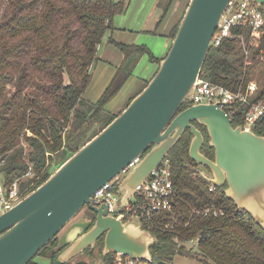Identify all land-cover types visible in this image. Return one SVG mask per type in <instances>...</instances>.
I'll use <instances>...</instances> for the list:
<instances>
[{
	"label": "trees",
	"instance_id": "1",
	"mask_svg": "<svg viewBox=\"0 0 264 264\" xmlns=\"http://www.w3.org/2000/svg\"><path fill=\"white\" fill-rule=\"evenodd\" d=\"M172 2L168 0L158 25ZM128 6L129 0H0V173L6 179L7 195L15 186L21 198L34 191L55 172L56 165L58 168L120 114L107 110L106 104L131 74L124 62L96 103L88 102L84 92L106 31L114 29L115 15ZM180 20L171 29V40ZM258 41L251 48V65H246L247 57L237 39L212 47L203 77L233 90L243 80L246 88L257 79L260 89L252 100L264 99V32ZM116 44L124 61L131 55L151 53L147 46ZM189 105L185 102L180 111ZM247 108L242 105L231 118L234 127L244 124ZM195 125L206 138L202 152L214 159L207 128ZM254 130L264 135V116ZM192 136L188 129L169 154L178 192L171 213L176 221L171 228H166L169 220L165 218L153 221L151 227L143 225L158 238L151 245L152 262L144 263L174 264L181 254L216 264H264V228L227 197L226 186L210 191L211 183L202 176L201 165L190 157ZM213 205L223 209L224 215L194 213ZM196 238L198 251L193 253L186 243ZM104 245L103 236L97 244L99 254L112 264L113 253L104 255ZM48 246L38 254L56 264L65 246L44 252Z\"/></svg>",
	"mask_w": 264,
	"mask_h": 264
},
{
	"label": "water",
	"instance_id": "2",
	"mask_svg": "<svg viewBox=\"0 0 264 264\" xmlns=\"http://www.w3.org/2000/svg\"><path fill=\"white\" fill-rule=\"evenodd\" d=\"M229 1L190 0L170 50L147 86L43 184L0 215V264H29L86 205L97 214L96 222L89 230L87 224L70 227L56 264L94 248L103 236L104 255L123 253L152 262L151 245L158 238L141 224L110 214L106 204L97 206L93 195L136 161L118 185L124 207L188 129L193 135L190 157L209 169L202 176L226 186L227 197L264 228V135L234 127L217 104H190L180 111L192 99ZM164 12L159 7V19ZM138 60L131 55L123 65L132 72ZM195 122L207 128L214 159L202 152L206 138Z\"/></svg>",
	"mask_w": 264,
	"mask_h": 264
},
{
	"label": "built area",
	"instance_id": "3",
	"mask_svg": "<svg viewBox=\"0 0 264 264\" xmlns=\"http://www.w3.org/2000/svg\"><path fill=\"white\" fill-rule=\"evenodd\" d=\"M263 32L264 4L260 5L257 0H230L211 39V48L220 46L226 39H237L247 57L246 65H251L252 60L249 58L251 48L258 46V40ZM262 59L264 61V57ZM243 81L237 90H233L228 86L203 77L201 72L189 102L191 105L217 104L231 118L242 105L246 104L248 108L243 127L254 130V126L264 116V99L252 100V97L260 89L257 79L250 81L246 88H244ZM135 164L136 161L131 163L122 174L127 173ZM119 179L120 175L109 181L93 195L97 206L106 204L109 213L124 222H131L133 218H138L142 226L147 224L151 227L153 221L165 218L169 220L166 222V228L173 226L172 223L176 219L171 213L176 207L178 192L169 154L163 158L150 177L139 186L134 195V201L131 198L124 207H121L122 195L118 192ZM216 188L217 186L211 183L210 191H215ZM17 195L16 186L10 195H7L5 189L0 186V215L18 202ZM194 213L204 215L213 213L218 216L224 215V210L213 205L202 211L195 210ZM189 242L198 246L199 238ZM111 259L112 264H146L144 261L134 259L131 255L123 253H113Z\"/></svg>",
	"mask_w": 264,
	"mask_h": 264
},
{
	"label": "rangeland",
	"instance_id": "4",
	"mask_svg": "<svg viewBox=\"0 0 264 264\" xmlns=\"http://www.w3.org/2000/svg\"><path fill=\"white\" fill-rule=\"evenodd\" d=\"M167 1L168 0H129L127 11L115 15L114 29L106 31L98 49L99 60L95 61L91 68L92 80L84 92V98L88 102L96 103L102 97L106 89L116 78L119 67L124 62V53L116 43L147 46L151 53L146 52L139 57L138 62L125 83L121 86L116 95L107 102V110L115 114L121 113V111L130 104L138 93L147 86L148 82L158 70L160 62L158 63L157 60H162L170 50L172 40L169 39V34L172 27L177 20H182L185 10L190 2V0H173L169 10L158 25V21L160 20L158 9L159 7L165 8L168 4ZM200 168L206 174H210L206 167L200 166ZM55 169H57V165L55 166ZM123 177L124 174H120L119 181H121ZM0 186L3 189L6 188V179L1 173ZM17 198L18 201L22 199L19 194L17 195ZM132 199L134 201V197ZM84 208L80 212L81 217H84L87 213L86 207ZM131 222H134L137 225L140 224L138 218H133ZM71 226H73V224L67 228L65 227V229L54 238L57 239L58 242L55 243L53 239L44 252L55 249V246H61L64 235L70 230ZM186 245L193 251V253H197L198 248L196 245L190 242L186 243ZM33 260L36 264H53L50 257L42 254L36 255ZM79 262L107 264L100 256L98 247L94 248V250L93 248L88 249L64 264H78ZM174 264L216 263L213 261H201L190 255L178 254L174 259Z\"/></svg>",
	"mask_w": 264,
	"mask_h": 264
},
{
	"label": "flooded vegetation",
	"instance_id": "5",
	"mask_svg": "<svg viewBox=\"0 0 264 264\" xmlns=\"http://www.w3.org/2000/svg\"><path fill=\"white\" fill-rule=\"evenodd\" d=\"M86 207V209H87V213L85 214V216L84 217H81V211L79 212L80 214H78L67 226H66V228L68 227V226H70V225H76V223L77 224H82V225H90L91 224V226L89 227L88 226V229L87 230H89L93 225H94V223L96 222V219H97V214L94 212V211H92L91 209H89V207L86 205L85 206ZM85 209V208H84ZM102 238V237H101ZM57 240V239H56ZM100 240V239H99ZM99 240H98V242H99ZM98 242L96 243V246L94 247V248H96L97 247V244H98ZM67 247V246H66ZM92 247H89L88 249H91ZM94 248H93V250H94ZM88 249H86V250H88Z\"/></svg>",
	"mask_w": 264,
	"mask_h": 264
},
{
	"label": "crops",
	"instance_id": "6",
	"mask_svg": "<svg viewBox=\"0 0 264 264\" xmlns=\"http://www.w3.org/2000/svg\"><path fill=\"white\" fill-rule=\"evenodd\" d=\"M159 5H160V3H159ZM170 39V38H169Z\"/></svg>",
	"mask_w": 264,
	"mask_h": 264
}]
</instances>
